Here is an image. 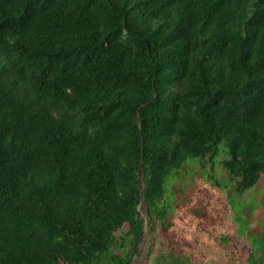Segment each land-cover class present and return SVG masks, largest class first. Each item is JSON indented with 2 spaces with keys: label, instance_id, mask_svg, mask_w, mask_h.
Returning <instances> with one entry per match:
<instances>
[{
  "label": "trees",
  "instance_id": "16d2710c",
  "mask_svg": "<svg viewBox=\"0 0 264 264\" xmlns=\"http://www.w3.org/2000/svg\"><path fill=\"white\" fill-rule=\"evenodd\" d=\"M208 162L264 174V0H0V264H133Z\"/></svg>",
  "mask_w": 264,
  "mask_h": 264
},
{
  "label": "rangeland",
  "instance_id": "374dc122",
  "mask_svg": "<svg viewBox=\"0 0 264 264\" xmlns=\"http://www.w3.org/2000/svg\"><path fill=\"white\" fill-rule=\"evenodd\" d=\"M212 176L228 180L220 164L213 175L208 162L191 174L184 170L171 181L173 201L165 225L158 223L153 229L141 208L148 224L133 264H250L254 249L264 243V174L242 197L233 186L218 187ZM169 199L168 194L165 201ZM128 231L125 225L116 235ZM254 239H259L255 248ZM115 253L123 255L118 249ZM256 255L263 257L264 253Z\"/></svg>",
  "mask_w": 264,
  "mask_h": 264
},
{
  "label": "water",
  "instance_id": "95a60500",
  "mask_svg": "<svg viewBox=\"0 0 264 264\" xmlns=\"http://www.w3.org/2000/svg\"><path fill=\"white\" fill-rule=\"evenodd\" d=\"M141 208H142V204H141V206L139 207V211H140L142 217L145 218L144 215H143L142 212H141ZM145 220H146V219H145ZM145 222H146V224H148V221H147V220H146Z\"/></svg>",
  "mask_w": 264,
  "mask_h": 264
}]
</instances>
